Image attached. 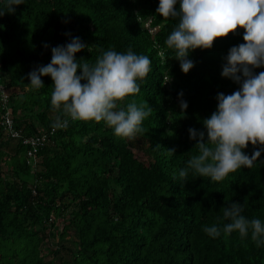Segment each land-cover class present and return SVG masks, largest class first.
<instances>
[{
	"label": "trees",
	"instance_id": "1",
	"mask_svg": "<svg viewBox=\"0 0 264 264\" xmlns=\"http://www.w3.org/2000/svg\"><path fill=\"white\" fill-rule=\"evenodd\" d=\"M157 4L25 0L0 16V81L13 128L20 131L13 137L6 130L0 102V264H264V244L257 246L250 232L210 236L202 227L227 222L221 207L228 200L244 203L245 216L264 220V152L252 167L219 181L178 176L197 151L188 127L202 129L216 93L239 87L220 73L244 29L237 26L215 37L210 48L191 50L194 66L185 73L164 43L177 18L156 13ZM71 36L88 44L74 54L81 62H94L108 48L131 47L151 58L140 91L116 105L147 100L152 113L143 131L122 137L94 119L68 118L67 127L54 126L58 115L67 117L51 103L50 76L35 89L26 74L48 63L51 46ZM180 99L187 100L186 109ZM41 133L43 144L28 154L24 138ZM259 146L249 142L244 151Z\"/></svg>",
	"mask_w": 264,
	"mask_h": 264
},
{
	"label": "clouds",
	"instance_id": "2",
	"mask_svg": "<svg viewBox=\"0 0 264 264\" xmlns=\"http://www.w3.org/2000/svg\"><path fill=\"white\" fill-rule=\"evenodd\" d=\"M25 0H0V16L14 12L15 5ZM155 12L162 17L177 18L164 43L174 51L182 72L193 66L191 50L210 48L215 37L223 36L242 26L243 42L231 45L224 55L221 75L239 84L230 93H216V107L202 118V129L189 126V139L195 140L197 151L178 170L179 178L208 177L222 180L230 172L252 167L264 152V0H158ZM79 36L51 46V57L46 64H37L26 75L29 84L39 89L44 86L41 77L49 75L52 81L51 103L60 108L55 127H67L71 120H104L114 134L134 136L143 131L142 122L152 113L147 100H130L117 108V101L138 93L140 82L151 70L152 60L129 47L126 51L102 49L92 63L81 62L74 54L88 48ZM44 46L48 47L47 42ZM77 69H80L79 73ZM169 77L165 80L167 81ZM83 81V82H82ZM182 90L177 93L182 97ZM186 109L187 100H179ZM249 142L260 145L251 154L244 151ZM169 155L175 148H167ZM264 163V159L259 160ZM176 174L174 173V176ZM186 181V179H185ZM245 204L228 200L222 207V225H204L203 231L219 236L238 231L241 237L251 234L257 246L264 244V220L244 215Z\"/></svg>",
	"mask_w": 264,
	"mask_h": 264
},
{
	"label": "built area",
	"instance_id": "3",
	"mask_svg": "<svg viewBox=\"0 0 264 264\" xmlns=\"http://www.w3.org/2000/svg\"><path fill=\"white\" fill-rule=\"evenodd\" d=\"M8 92L5 84L0 81V102L2 108L4 109L1 114V120L4 123L6 130L10 132L13 137L20 136V131L18 129L13 128V116L10 107L7 105ZM45 140V134L41 133L38 135H34L31 137H25L24 142H29L31 144V149L28 151V154H32L37 150V148L43 144Z\"/></svg>",
	"mask_w": 264,
	"mask_h": 264
}]
</instances>
